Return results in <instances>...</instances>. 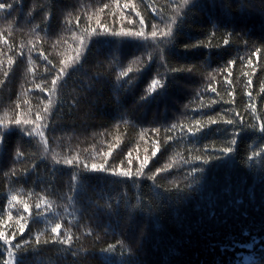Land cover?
I'll return each instance as SVG.
<instances>
[{"label": "trees", "instance_id": "16d2710c", "mask_svg": "<svg viewBox=\"0 0 264 264\" xmlns=\"http://www.w3.org/2000/svg\"><path fill=\"white\" fill-rule=\"evenodd\" d=\"M0 4V232L15 235L0 264H247L249 243L264 249V0ZM128 32L146 39L112 35Z\"/></svg>", "mask_w": 264, "mask_h": 264}, {"label": "snow or ice", "instance_id": "6c2138e0", "mask_svg": "<svg viewBox=\"0 0 264 264\" xmlns=\"http://www.w3.org/2000/svg\"><path fill=\"white\" fill-rule=\"evenodd\" d=\"M184 3L187 5V4L189 3V0H184ZM3 7H4V5H3V4H0V8H3ZM9 7H11V6H9ZM191 7H195V2H193V3L191 4ZM141 23H143V21H141ZM112 35H126V36L130 35V36H135V37H137V38H145L143 32L112 33ZM170 35H171V29H170V28H169L167 31H162V32L159 33V37H160L161 41H163L164 39H166V38L169 37ZM151 38H152L153 40H156V39H157V31H155V30L152 31V33H151ZM145 39H146V38H145ZM81 43H83V41H82ZM224 43L227 44V43H228V40H225ZM149 59H150V60L152 59L151 54H149ZM174 71H175V70H174ZM61 72H63V69L61 70ZM122 75H127V73H122ZM52 83H53V85H55V84H56V80H53ZM157 87L163 88V85L160 83L159 80H156V79L152 80V87H151V90H152V91H156ZM213 91H214V90H213ZM249 95H251V94L249 93ZM142 99H143V98H142ZM237 115H239V114H237ZM38 119H39V117H38ZM16 123L19 124L20 121H17ZM24 123L27 124L28 121H24ZM215 123H217L216 120H214V119H209V125H211V124H215ZM226 123H228V124H232L233 121H232V120H228V121H226ZM254 127H255V126H254ZM202 128H203V125H202L199 121H197L195 128H191V127H190V128L187 129V132H188L189 135L195 137V136L197 135V133L201 131ZM259 132H260L262 135H264V124H261V125H260V127H259ZM41 135H43V133H41ZM2 140H3V137L0 136V142H2ZM230 143H231V144H235V143H236V140L233 139V140L230 141ZM157 151H159V148H157L156 151L153 152V155H154V156L156 155V152H157ZM222 152H223V153H231V152H232V148H231V147H226V148L222 149ZM261 157H262V158H261V160L258 162V164L256 165V169H255V170H256V171H259V172H261V173H264V154H261ZM249 159H252V157H249ZM65 163H67V164H72V160H67V161H65ZM144 163L147 164V160H145ZM203 163H204V164H208L209 161H208V160H205ZM85 167H87V166H85ZM91 168H92L93 171H96V170H104V166H103V165H100L99 168H98L97 165L93 164V165L91 166ZM203 172H204V169H203V168H195V167L192 168L190 174H192V175H194V176H196V174H200L198 177H196V178L194 179V183H197V184H198V183L200 182V179H202V174H203ZM119 174H120V175H125V176H129V175H131L130 172H125V171H121ZM189 188H191V185H189ZM37 208H39V205H37ZM25 210H26V211L28 210V206H27V205H25ZM60 228H61V226H60L59 224H57L54 228H52V232H53V233H56V234L58 235L59 232H60ZM23 231H24V228H23V226H21V228H20V232L22 233ZM14 238H15V235H13L12 238H8V237L5 236V234H4L3 232H0V239H4V242H5L6 244H7V243H10V240H11V239H14ZM65 243H66V242H65ZM18 247H19V246H18ZM248 249H250V250H252V251L250 252L249 255H247V256L245 257V260H246L247 264H257V259H258V258L261 259V260H264V255H259V256H258V253H259V252H264V249L257 250V249L254 248V245H253L252 243H249V244H248ZM110 250H111V249H110ZM9 255L11 256L12 253L9 252ZM20 264H22V261L20 262Z\"/></svg>", "mask_w": 264, "mask_h": 264}, {"label": "rangeland", "instance_id": "374dc122", "mask_svg": "<svg viewBox=\"0 0 264 264\" xmlns=\"http://www.w3.org/2000/svg\"><path fill=\"white\" fill-rule=\"evenodd\" d=\"M251 251H244L241 253V259L243 262H246L245 257L250 254Z\"/></svg>", "mask_w": 264, "mask_h": 264}]
</instances>
